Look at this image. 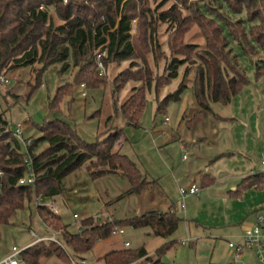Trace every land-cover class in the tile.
I'll return each mask as SVG.
<instances>
[{"label":"rangeland","instance_id":"rangeland-1","mask_svg":"<svg viewBox=\"0 0 264 264\" xmlns=\"http://www.w3.org/2000/svg\"><path fill=\"white\" fill-rule=\"evenodd\" d=\"M133 1L136 2V8L129 22V40L134 42L141 37L139 33H148L152 37V42L154 41V50H156L153 54L144 48L146 44L141 45L146 65L137 58L116 61L108 56L103 48L100 52L105 51V55L99 58L95 54L97 48L93 49L89 61L93 64V70L97 72V75L105 79V83L96 89L89 90L84 83H81L75 87L72 97L64 98L60 104L61 112L55 113L48 112L49 100L53 98L58 87L73 80L78 70L74 67L71 58L67 60L65 68L64 64H53L42 72H38L41 69L40 64L22 68L7 67L0 71V76L4 79V82H0V113L7 121L10 130H13L16 124H21L22 135L18 139L20 151L41 136L37 125L45 119L68 122L86 143H94L99 138L105 137L110 128L122 129L114 150L133 161L145 179L159 180L160 186L167 189L169 198L174 199L180 210L181 219L184 218L183 213H185L190 225L193 226V223L197 222L216 234L218 229H225L230 221L245 220L260 201L262 202L259 206L264 207V190L252 192L253 194L246 193L238 199L231 198L227 193L229 185L235 182L238 176L248 174V162L253 165L258 163L261 167L260 162L264 160V75H262L264 74L262 69L264 54L260 51L254 55H244L240 45L229 36L224 21L215 17L212 9H216L217 13H221L232 21H244L246 31L258 22H249L244 12L237 14L229 11L222 0L218 3L215 0H188L186 4L177 0H142V3L139 2L140 0ZM194 4L219 22L229 42L226 49L230 50V56H236L237 63L251 79V83L228 104L211 103V112L207 114L204 122L201 121L202 123L196 125L197 127L188 128L186 123L199 111L193 94L197 72L201 68V61L196 55L206 51L207 46L201 30L196 25H192L185 32L183 42L191 46L193 51L186 58L180 54H172L167 42L175 22L170 21L171 16L163 19L161 15L169 14L175 7L181 14V18L191 17L190 9ZM121 8L122 5L119 14ZM259 9L261 12L264 11L262 7ZM60 23L55 19L56 25ZM112 30L107 31L105 35L107 36ZM174 58L183 61L181 62L183 64H177L176 77L165 81L156 97L155 80L168 77L170 70L167 68ZM258 68L261 71L259 76L262 75V77L255 79ZM146 69L151 74L150 82L145 84L138 80H130L120 92L113 91L112 82L121 72ZM37 81L39 86L34 89L33 86ZM180 85H184L180 99L170 101L163 112H158V102L173 94ZM134 87H144L146 96V105L138 126L127 125L124 117L116 111L131 95ZM215 116L235 120L230 123L225 121L217 123ZM110 117L111 120L108 121ZM204 135L208 137L207 142L203 144L199 141V148L194 147L193 139ZM180 142L183 145L187 144L186 150L183 146H181L183 150L179 149ZM47 147L46 142L40 141L34 148V154H39ZM231 148H240L243 154L236 153L233 158L222 157L211 166V170H208L213 172L216 178H220L219 184L209 192L200 189L198 197L190 196L181 201L178 186L173 181L170 170L173 167L175 169L176 166L185 168L194 161V156L197 154L201 159L199 164H203L201 168L205 170L206 161L213 160ZM184 154L188 157L186 161H182ZM84 165L64 178L59 195L50 200H41V202H55L58 214L61 216L63 225L61 229L66 232H78V228H81L80 221L88 217L100 216V221L104 222L125 220L148 211L165 212L167 210L161 199L163 196L160 194L162 193L160 186L154 185L141 194L129 193L131 185L122 175L113 174L92 179ZM262 169L264 170V166ZM227 174L230 176H226ZM224 176H226L225 179ZM258 194L261 200H258L256 196ZM39 200L40 198L37 197L25 203L23 210L17 211L8 224L0 227V254L3 252L6 254L13 245L20 247L33 240L29 230L37 234L42 226L40 216L38 218V212H36ZM253 200H256V203ZM73 214H76L77 218H73ZM192 226L191 234H195V228ZM213 227L217 229L214 230ZM117 228L123 229L124 233L102 240L97 248H103L101 250L124 248L123 242H128L130 246L127 249L137 250L144 246L151 257L157 259L158 251L162 246L178 240L168 252L161 255L163 258L161 260L167 264H206L212 250L210 241L215 243L214 254L220 264H224L223 261L226 260L225 257L230 251L227 240L220 237L210 238V241L204 244H200L202 242L200 241L197 243L198 247L191 242L182 246L180 242L188 237L184 231L183 222L179 224V229L167 239L147 236L149 233L147 228L135 229L127 225ZM62 238L59 236L58 239L62 242ZM63 245L72 259L82 255L72 254L64 242ZM89 257L87 264L94 261L93 256L90 259ZM43 259L40 258L38 264H41Z\"/></svg>","mask_w":264,"mask_h":264},{"label":"trees","instance_id":"trees-1","mask_svg":"<svg viewBox=\"0 0 264 264\" xmlns=\"http://www.w3.org/2000/svg\"><path fill=\"white\" fill-rule=\"evenodd\" d=\"M177 1L186 4L188 0ZM139 2L142 3V0ZM222 2L229 11L237 14L244 12L249 22H258L246 31L244 21H232L212 9V14L224 21L229 36L240 45L243 54L250 56L260 51L264 54V11L259 9L262 7L264 10V0ZM135 4L133 0H67L66 3L63 0H0V71L7 67L22 68L34 64L41 65L38 72L59 63L64 64L65 68L67 60L71 58L74 67L78 68L73 80L58 87L48 102L49 113L61 112L60 104L64 98L73 96L76 86L84 83L89 90L105 83V79L97 75L89 61L93 49L102 47L116 61L137 58L143 65H146V59L141 45L146 44L144 48L147 51L156 53L154 41L152 42L148 33H139L141 37L134 42L129 40V22L135 14L132 13L135 12ZM190 12L191 17L181 18L174 7L169 14H162L161 18L171 16L170 21L175 22L167 42L172 54H180L186 58L193 51L191 46L183 42L185 32L192 25L201 30L207 46L206 51L196 55L201 61V68L197 72L193 94L199 111L186 123L188 128H194L211 112V103L228 104L249 84V78L237 63L236 56H230V50L226 49L229 42L219 22L196 4L191 7ZM55 19L61 23L56 25ZM109 30L112 31L106 36ZM181 62L183 61L174 58L167 68L170 70L168 77L155 80L156 97L163 83L176 77L175 67L183 64ZM260 72L258 68L255 73L257 77ZM150 76L147 69L123 71L113 80V91L120 92L130 80L146 84L150 82ZM38 86L37 81L33 88ZM183 88L184 85H180L173 94L159 101L157 111L163 112L170 101H178ZM145 105V88L134 87L131 95L116 111L124 117L127 125L138 126ZM110 120L111 117L108 121ZM37 128L41 136L20 151L18 138L8 128L7 121L0 113V227L8 224L17 211L23 210L25 203L32 199L39 197L41 200H50L59 195L64 178L87 163L84 166L92 179L113 174L125 177L131 185L129 193L139 194L153 183L145 179L136 164L126 155L114 150L122 129L110 128L105 137L94 143H86L66 121L45 119ZM40 141L46 142L48 147L39 154H34V148ZM25 160L31 162L35 181L32 185H17V181L28 170ZM213 182L214 178L205 176L201 180V186L206 187ZM249 189H264V171L242 178L229 195L241 197ZM36 210L48 228L61 230L63 225L59 214H52L46 206H37ZM99 221L88 217L80 221V232L62 231V240L72 254L89 252L96 242L109 239L114 228L124 225L135 229L147 228V236L167 239L176 232L181 218L174 206H170L165 212L148 211L125 220ZM175 243L176 241L169 242L162 246L158 256ZM67 253L57 244L39 243L23 250L20 257L28 264H38L40 258L50 256L69 263L70 255ZM145 255L144 246L137 250L124 248L105 254L101 260L105 264H128ZM146 260L150 264H167L160 258L153 260L149 257Z\"/></svg>","mask_w":264,"mask_h":264},{"label":"crops","instance_id":"crops-1","mask_svg":"<svg viewBox=\"0 0 264 264\" xmlns=\"http://www.w3.org/2000/svg\"><path fill=\"white\" fill-rule=\"evenodd\" d=\"M262 69H264V68H262ZM262 75H264V74H262ZM262 75L261 76H256V74H255V79H259V78H261L262 77ZM248 76V75H247ZM249 78V77H248ZM250 83H251V79L249 78V84L247 85V86H249L250 85ZM259 111V110H258ZM215 120H216V122L218 123V122H222V121H225V122H228V123H230V122H233V120H235L234 118H223V117H221V116H215ZM202 122H204V121H202ZM202 122H200V123H202ZM200 123H198L197 124V126L200 124ZM196 126V127H197ZM245 132H247L246 130H244ZM207 140H208V137L207 136H202L201 138H195V139H193V142H194V147H198L199 148V141H200V143H205V142H207ZM181 146H183L184 147V150H186V147H187V144H185L184 143V145H183V143H179V149L180 150H183L182 148H181ZM218 151V150H217ZM241 151V149L240 148H237V149H232L231 148V150H227V152L225 153H221L219 156H217L216 158H214L213 160H208V161H206L205 162V164L204 165H207V168L205 169V170H202V166H203V164L201 165V164H199V161L201 160V159H199V154H197V155H195L194 156V161L190 164L189 163V165H186V167L185 168H183V166H176V168L174 169V167L170 170L171 172H172V178H173V181L177 184V186H178V190H179V188H181V187H187V186H189L190 184H192V183H195L197 186H198V188H199V191H200V189H202V190H206L207 192H209L210 190H212V189H214L216 186H217V184H219V180H220V178L218 179V178H216V176H215V174L213 173V172H209L208 170L210 169L211 170V166H213L216 162H218L219 161V159L220 158H222V157H227V158H233V157H235L236 156V153H242V152H240ZM243 154V153H242ZM229 155V156H228ZM188 159V157H185V158H183V156H182V161H186ZM262 161H264V160H262ZM262 161L260 162V164H261V167H260V165L258 164V163H256L255 165H253V163H251V162H248L247 163V169H248V174H245V176L244 175H241V176H238V178L236 179V181L235 182H232L229 186V189H228V191H227V193H229V192H231V191H234L235 190V188H236V186H237V184H238V182L242 179V178H244V177H246V176H248V175H252V174H256V173H258V172H261V171H264L263 169H262V166H264V165H262ZM199 165V166H198ZM209 167V168H208ZM183 169V170H182ZM229 174H227L226 176H228ZM205 176H208V177H212V178H214V182H213V184H211V185H209V186H206V187H202L201 186V180L203 179V177H205ZM226 176H224V179L226 178ZM230 176V175H229ZM221 179H223V178H221ZM206 180V179H205ZM148 181H151V182H153L150 186H148L146 189H148V188H151V187H153L154 185H157V186H160L161 184L159 183V180L157 181V180H155V179H152V180H148ZM185 185H187V186H185ZM161 187V189H162V193H160V194H162V196L163 197H161V199L164 201V207H166L167 208V210L170 208V206H174V208H175V210H176V212H177V214H178V216H179V214H181L180 213V210L177 208V205H176V203H175V201H174V199H170L169 198V196H168V192H167V189L165 188V187H163V186H160ZM145 190V189H144ZM143 190V191H144ZM261 190H264V189H261ZM261 190H253V189H249V190H246L243 194H242V196H244L246 193H248V194H253L252 192H256V191H261ZM142 191V192H143ZM141 192V193H142ZM141 193H139V194H141ZM178 193H179V191H178ZM264 194V193H263ZM229 195V194H228ZM191 196H194V195H191ZM242 196L241 197H238V196H236V197H231V195H230V197L231 198H234V199H238V198H242ZM257 197H258V200H261V197L259 196V194L258 195H256ZM188 197H190V196H187L186 198H188ZM196 197H198V195L196 196ZM177 200V199H176ZM225 200V199H224ZM54 204H55V202L54 201H52ZM253 202L254 203H256V200H253ZM262 201H260L259 203H261ZM256 204L257 206H255L254 207V209L253 210H251V213L247 216V218L245 219V220H242L241 221V219H237V220H233V221H230V222H228L229 224H226V228L225 229H218V231L216 232V234H214V233H211V231H210V228H209V230H208V227H202V226H200L197 222H194L193 224V226L192 225H190L187 221H189L186 217H185V213H183V215H184V218L183 219H181V222H183V224H184V231L187 233V238H189L190 239V242L191 243H193L196 247H198V244L197 243H200V241H202L200 244H204V243H208L210 240V238H213V239H217V238H224V239H226L227 240V243L229 242V241H237L238 239H239V237H240V235L242 234V232H243V229L246 227V226H248L249 224H251L252 222H253V220H254V214H255V212L259 209V208H264L263 206H259L260 204ZM166 210V211H167ZM37 212V211H36ZM159 212V211H158ZM145 213V212H144ZM38 215V214H37ZM74 215V214H73ZM73 215H72V217H73ZM38 218H39V215H38ZM39 220L41 221V223H42V226H41V228L38 230V232H37V234L34 232V231H32V230H29L30 231V236L33 238V240L32 241H30V242H27V243H25V244H23L22 246H16V245H13L14 247H17V248H19V249H27V248H30V247H33V246H35V245H37V244H39V243H45V244H49V242L48 241H46V240H42V241H38V239H45V238H49V237H51L53 234H55L56 235V237L57 238H59V236L60 237H62V231H63V229H61V231L60 232H54L53 230H51L50 228H48L44 223H43V221L39 218ZM192 221V220H191ZM194 221V220H193ZM241 221V222H240ZM180 222V223H181ZM179 223V224H180ZM191 226L193 227V228H195L194 230H195V234H191ZM225 226V225H224ZM214 228V230H216L217 228H215V227H213ZM218 228H220V226L218 227ZM179 229V225H178V228H177V230ZM176 230V231H177ZM197 232H201V233H197ZM32 233L34 234V235H32ZM192 236V237H191ZM186 238V239H187ZM185 240V239H184ZM63 241V240H62ZM104 241V240H103ZM177 242H178V240H176ZM180 241V240H179ZM183 241V240H182ZM181 241V242H182ZM100 242H102V240L101 241H98V242H96L95 243V245L92 247V249L89 251V252H87V253H84V254H82V255H80V257H77L76 259H83L84 261H85V264H87V258H88V256H93V258H94V261H92V262H90V264H105L104 263V261L103 260H101V258L105 255V254H107V253H110V252H113V251H118V250H121V249H126V247H125V243L126 242H123V246H124V248H111V249H108V250H101V249H103V248H97V246H98V244L100 243ZM180 242V243H181ZM211 242V244H212V250H211V253H210V255H209V257H208V260H206V264H220V262H218V260L216 259L217 257L215 256V243L214 242H212V241H210ZM12 246V247H13ZM130 246V245H129ZM182 246H185V245H182ZM11 247V248H12ZM173 247V246H172ZM172 247H170V248H168L167 250H164L163 251V254H165L166 252H168ZM11 248H10V250L6 253V254H4L5 252H3L2 254H0V257H4V256H6V255H8L9 253H10V251H11ZM144 250H145V252H146V255L144 256V257H141V258H143V259H146V258H151V259H153V260H155V258H152L151 257V255H150V252L149 251H147L146 249H145V247H144ZM195 251H197V249L195 250ZM1 253V252H0ZM91 253H92V255H91ZM79 256V255H78ZM90 257H89V259H90ZM230 257H231V251H229L228 252V254L226 255V257H225V261H223V263L224 264H230ZM140 258V259H141ZM158 258H160V259H163L162 258V256H158ZM139 259V258H138ZM228 260V261H227ZM41 264H69V263H62V262H60L59 260H58V258L57 257H55V256H50V257H47V258H44L43 260H42V263Z\"/></svg>","mask_w":264,"mask_h":264},{"label":"built area","instance_id":"built-area-1","mask_svg":"<svg viewBox=\"0 0 264 264\" xmlns=\"http://www.w3.org/2000/svg\"><path fill=\"white\" fill-rule=\"evenodd\" d=\"M64 3L67 0H63ZM130 32V28H129ZM102 47L95 49V54L100 58L101 55H105V51L100 52ZM0 82H4L2 76H0ZM14 135L16 138H20L22 135V126L21 124H16L13 129ZM25 148V147H24ZM183 149V148H182ZM186 155H183L185 158ZM28 170L27 172L17 181V185H32L35 181V175L31 170V162L27 161ZM264 165V161H262ZM180 200L183 201L187 196H197L199 194V188L195 183L190 184L187 187L179 188ZM38 206H46L52 214H58L56 205L52 201L41 202V199L38 201ZM73 218H77V215L74 214ZM92 218L100 220V216H93ZM54 231V230H53ZM61 231V230H60ZM54 231V232H60ZM81 231V228H78V232ZM124 233L123 229L114 228L112 235H122ZM32 235H34L32 233ZM46 240L49 243H54L61 246L64 250L63 241L61 242L55 234L49 238L38 239V241ZM190 242V239L187 238L181 242V245H186ZM125 247H129V243L126 242ZM228 248L231 251L230 264H264V208H259L254 214V220L251 224L246 226L243 229L242 234L239 237L238 241H229L227 243ZM25 250V249H24ZM23 249L17 247H12L8 255L0 257V264H28L24 262L20 254ZM67 253V251L65 250ZM68 254V253H67ZM71 264H85L83 259H75L69 256ZM128 264H150V261L146 259H136Z\"/></svg>","mask_w":264,"mask_h":264}]
</instances>
